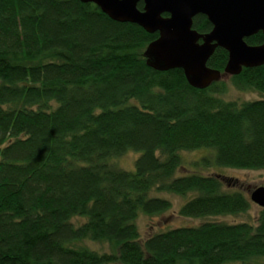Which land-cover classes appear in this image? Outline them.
Here are the masks:
<instances>
[{
	"label": "trees",
	"instance_id": "1",
	"mask_svg": "<svg viewBox=\"0 0 264 264\" xmlns=\"http://www.w3.org/2000/svg\"><path fill=\"white\" fill-rule=\"evenodd\" d=\"M137 7L142 8V2ZM192 27L205 33L204 15ZM157 37L80 0H0V264H254L264 259V208L256 225L205 221L142 238L139 214L160 215L166 192L188 197L183 217L246 212L236 178L175 177L179 152L212 150L196 165L264 169V97L227 101L223 81L188 85L157 71L144 50ZM264 42L258 32L245 39ZM216 48L207 66L222 71ZM264 95V64L230 76ZM138 152L133 170L116 158ZM73 217L82 222L74 224ZM83 242L109 244L100 252Z\"/></svg>",
	"mask_w": 264,
	"mask_h": 264
},
{
	"label": "water",
	"instance_id": "2",
	"mask_svg": "<svg viewBox=\"0 0 264 264\" xmlns=\"http://www.w3.org/2000/svg\"><path fill=\"white\" fill-rule=\"evenodd\" d=\"M93 3L117 22L157 33L144 55L157 71L181 69L189 86L205 89L221 75H238L242 68L264 64V42L250 45L245 39L264 34V0H80ZM142 2V8L137 7ZM166 14V15H164ZM204 15L211 29L201 33L192 27L196 15ZM216 48L227 52L222 71L207 66ZM251 202L264 208V187L254 188Z\"/></svg>",
	"mask_w": 264,
	"mask_h": 264
},
{
	"label": "rangeland",
	"instance_id": "3",
	"mask_svg": "<svg viewBox=\"0 0 264 264\" xmlns=\"http://www.w3.org/2000/svg\"><path fill=\"white\" fill-rule=\"evenodd\" d=\"M229 75H221L218 81H223L225 83L226 89L223 94V98L227 101H236L238 103L243 101H251L263 98L264 95L255 92V91H242L237 90L230 82ZM212 150L207 148H199L193 151H183L179 152L181 165L175 173V177L184 175L189 172H199V173H209V174H221L229 177L236 178L237 184L236 189L240 190L248 199L250 192L258 187H264V169L258 170H241V169H232L218 166H209L205 168L203 165H196L203 157L211 156ZM139 153L134 151H129L122 155L119 158L115 159L118 167L124 170H133L134 160L138 157ZM149 196L160 197L167 199L171 202L172 207L170 210L154 216H146L139 214L136 223L142 238L147 237L150 234L163 231L166 229H171L175 227H184V226H198L205 221L213 222H223V223H241L247 222L251 225H256V220L258 213L260 211V206L251 202L250 207L246 212L235 214V215H221V216H212V217H203V218H194V217H183L178 215L177 210L179 207L187 201L188 197H182L171 193L166 192H151ZM81 217H73L72 222L78 224L82 222ZM85 246H89L100 252H110L111 248L109 244L103 242H83ZM110 264H120V263H110ZM237 264V263H230ZM254 264H264V259H258Z\"/></svg>",
	"mask_w": 264,
	"mask_h": 264
},
{
	"label": "flooded vegetation",
	"instance_id": "4",
	"mask_svg": "<svg viewBox=\"0 0 264 264\" xmlns=\"http://www.w3.org/2000/svg\"><path fill=\"white\" fill-rule=\"evenodd\" d=\"M164 15H166V14H164Z\"/></svg>",
	"mask_w": 264,
	"mask_h": 264
}]
</instances>
